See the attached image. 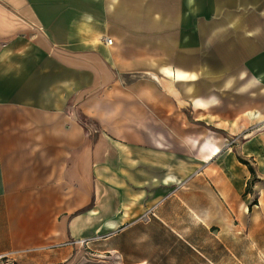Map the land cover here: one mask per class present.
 <instances>
[{
	"label": "crops",
	"instance_id": "crops-1",
	"mask_svg": "<svg viewBox=\"0 0 264 264\" xmlns=\"http://www.w3.org/2000/svg\"><path fill=\"white\" fill-rule=\"evenodd\" d=\"M215 2L214 12L212 0L195 8L184 0L178 28L169 27V56L152 65L155 76L122 44L76 37V30L73 41H54L35 30L29 8L0 0V264H75L85 253L96 259L108 252L123 255V264H159L160 227L190 257L171 264H216L209 241L219 245L229 231L239 247L242 218L245 229L261 224L264 232L263 182L250 184L252 173L239 159L264 180V127L208 160L187 120L191 134L175 133L190 149L180 172L176 152L156 131L178 126L176 92L204 115L209 83L230 78L233 115L218 120L234 129L249 111L248 127L264 122V0ZM163 65L185 72L167 76L174 89L161 86ZM74 108L93 117L100 132L91 134Z\"/></svg>",
	"mask_w": 264,
	"mask_h": 264
},
{
	"label": "rangeland",
	"instance_id": "rangeland-1",
	"mask_svg": "<svg viewBox=\"0 0 264 264\" xmlns=\"http://www.w3.org/2000/svg\"><path fill=\"white\" fill-rule=\"evenodd\" d=\"M7 5V7H27L29 8V16L31 17L30 22L33 24L35 30L54 41H57L58 36L65 38L66 42L73 41V33L75 31V36L78 37H90L95 38L97 42L104 41L106 44L109 39H112V46L116 44H122L130 55L133 52H138L137 55L140 58H145L143 73H150L157 76L158 72L154 74V68L152 65L157 66L158 55H160L161 60H166L168 58V38H169V27L175 26L179 23V15L184 10V0H2ZM214 4H210V9L215 12V0H212ZM10 2V3H9ZM199 0H193L194 8L199 6ZM61 8L65 9V14L58 15V11ZM70 9L77 10V15L71 14ZM177 11L176 21L173 18H169L170 13ZM165 14V16H163ZM63 22V26L57 31L56 23ZM80 20V22H78ZM173 20V21H171ZM74 21L80 23L76 28L74 27ZM169 21L171 23H169ZM176 22V23H175ZM175 24V25H174ZM89 31H93L95 34L89 35ZM89 32V33H88ZM125 38H129L125 39ZM63 39V38H62ZM91 39V40H92ZM131 39V40H130ZM82 41L84 39H81ZM133 40V41H132ZM71 45V42H70ZM127 46V47H126ZM124 50V51H125ZM132 54H131V53ZM143 54H142V53ZM216 63L210 64L212 68H217ZM164 67H170V65H163L162 71L160 72V82L161 86L165 88L172 87L175 85L171 83L170 78L173 76L168 75L164 71ZM173 69V68H172ZM174 70V69H173ZM170 78H168V77ZM195 76V75H194ZM132 81V78L126 77V82ZM222 82V81H220ZM234 82L230 78L224 85H218L217 81L214 80L209 83V107L204 111V115L201 114L200 110H196L195 107L190 103V100H186L185 97L181 96L179 92L175 93L176 102L178 106L177 127L162 126L157 128V133H160L163 147H171L172 150L176 152L177 160L175 171L180 172L186 165V160L188 159V154L190 153L189 145L180 141L179 136L175 133H179L180 129H186L184 135H190L191 129L186 128V121L193 123V133L198 135V138L202 136L203 140L198 143V148L203 149L204 143H209L214 146H219L220 151L222 148L238 147L242 145L245 141V137L250 133L256 132L258 129L264 127V122L259 124H254L255 126L248 127L247 120L248 115L252 112H246L241 117L242 120L237 124V127L231 128L228 126V121L225 122L226 125H222V121L218 120V117L224 114L225 119H230L233 115L232 105L234 102L233 95ZM238 96V95H237ZM243 99V97H241ZM196 102V100H195ZM212 102V104H211ZM219 104V105H218ZM217 106L220 107V111L217 112ZM223 109V110H222ZM78 109L74 108L77 118L79 121L91 131V134L96 135L100 132L101 127L98 122L82 111L78 114ZM219 113V116L217 115ZM221 114V115H220ZM255 114V113H254ZM205 121H200L198 119L200 116H206ZM254 116V115H253ZM127 130L130 128H120ZM148 129V135L151 134L152 128ZM248 132V133H247ZM175 138V139H174ZM210 153L209 150H207ZM205 154V158L208 160L212 158V154ZM219 153V152H218ZM217 154V153H216ZM185 159V160H184ZM172 161V159H171ZM184 161V162H183ZM195 167V166H194ZM252 184L257 182H263L264 180L258 179L256 175H251L250 180ZM252 193V199H257V195ZM178 211V208H174ZM186 217H182V226ZM241 231H240V246H236V238L233 239L232 235L228 234L229 231L221 235L222 241L210 240L208 248L210 251V257L212 261L216 264H264V247L262 245V235L263 231L262 225L257 224V228L254 230L245 229L243 225V218L241 219ZM162 227H160L161 235L159 236V249L160 253L156 254V261L159 264H171L180 260L182 262H187L190 258L186 252V249L180 243V240H173L168 238V234L164 233ZM200 233V232H198ZM122 240L118 239L120 244ZM182 242V241H181ZM212 245V246H211ZM146 251L151 250L148 248V244L145 245ZM99 249V246L97 247ZM87 252V250H86ZM100 254L103 251H96ZM178 252V254H176ZM106 252L102 253L105 254ZM108 256H97L94 259L91 256L89 259V254L85 253L81 255L80 260L75 262V264H110L111 261L121 262L123 264L124 257L119 253H116L113 258L110 257L112 254L108 252ZM93 258V259H92ZM128 259V258H127ZM129 264V263H127Z\"/></svg>",
	"mask_w": 264,
	"mask_h": 264
},
{
	"label": "bare ground",
	"instance_id": "bare-ground-1",
	"mask_svg": "<svg viewBox=\"0 0 264 264\" xmlns=\"http://www.w3.org/2000/svg\"><path fill=\"white\" fill-rule=\"evenodd\" d=\"M163 69L170 76H176L177 78H183L185 76V72H182V71L175 72L170 67H164ZM203 146L206 147L210 151V153L216 154L220 151L219 146H214L209 143H206V144L204 143ZM210 153H208V155Z\"/></svg>",
	"mask_w": 264,
	"mask_h": 264
},
{
	"label": "trees",
	"instance_id": "trees-1",
	"mask_svg": "<svg viewBox=\"0 0 264 264\" xmlns=\"http://www.w3.org/2000/svg\"><path fill=\"white\" fill-rule=\"evenodd\" d=\"M239 159H240L241 162H243V163H245V164L248 165L249 170H250V172L252 173V175H256V174H255V169H254V167L251 165V163H250L249 161H247V160H245V159H243V158H241V157H239ZM250 184H251V182H250ZM249 190H250V187L248 186L246 192H248Z\"/></svg>",
	"mask_w": 264,
	"mask_h": 264
},
{
	"label": "built area",
	"instance_id": "built-area-1",
	"mask_svg": "<svg viewBox=\"0 0 264 264\" xmlns=\"http://www.w3.org/2000/svg\"><path fill=\"white\" fill-rule=\"evenodd\" d=\"M113 40L112 39H109L108 40V43L109 44H112ZM4 259V256L3 255H0V261H2ZM4 264H8V262L4 261Z\"/></svg>",
	"mask_w": 264,
	"mask_h": 264
}]
</instances>
